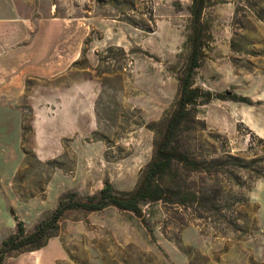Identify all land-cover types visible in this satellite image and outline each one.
<instances>
[{"label":"rangeland","instance_id":"rangeland-1","mask_svg":"<svg viewBox=\"0 0 264 264\" xmlns=\"http://www.w3.org/2000/svg\"><path fill=\"white\" fill-rule=\"evenodd\" d=\"M191 1L18 0L38 24L37 48L53 39L70 57L53 78L13 81V110L0 112L11 119L0 121V246L16 232L12 211L30 234L71 193L135 188L188 71ZM202 18L210 37L192 80L213 96L180 142L233 174L179 171L198 198L143 203L141 217L68 210L43 246L1 264H264V0H207ZM52 99L67 111L41 120L35 139L31 103ZM60 130L69 135L56 139Z\"/></svg>","mask_w":264,"mask_h":264},{"label":"trees","instance_id":"trees-1","mask_svg":"<svg viewBox=\"0 0 264 264\" xmlns=\"http://www.w3.org/2000/svg\"><path fill=\"white\" fill-rule=\"evenodd\" d=\"M207 0H192L189 8L190 33L187 37L189 52L188 71L180 81V92L172 113L168 116L164 129L154 140L153 155L149 163L140 174L135 188L130 192L116 193L109 182H106L95 195L84 199H76L71 193L68 198L61 200L50 216L39 222L30 234H25L23 221L16 220V232L10 234L2 241L0 246V264L9 250H33L43 246L47 239L55 234L58 223L63 214L68 210L84 209L87 211H101L107 207L130 211L138 217L142 216L141 204L166 201H176L175 196H191L198 198V191L188 190L186 181L179 176V171L184 172H218L224 170L228 175L233 171L231 163L220 158H198L194 153H189L180 142L184 124L191 120L195 111L194 107L202 101L210 100L213 93L193 85L192 75L200 66L203 57V48L209 40V33L203 27L202 13ZM235 101L250 102L247 96L233 94ZM228 158L236 159L232 155ZM251 172L261 175V170L251 169Z\"/></svg>","mask_w":264,"mask_h":264},{"label":"crops","instance_id":"crops-1","mask_svg":"<svg viewBox=\"0 0 264 264\" xmlns=\"http://www.w3.org/2000/svg\"><path fill=\"white\" fill-rule=\"evenodd\" d=\"M49 16L48 20L54 21L52 14ZM37 26L34 19L28 18L25 7L18 0H0V112L13 110V81L20 85V82L25 83L30 77L53 78L59 73V64L67 62L70 57L61 54L53 39L51 44L37 48L34 39L30 40L38 29ZM75 58L74 55L69 61L72 62ZM50 102L53 105L45 107L31 103L35 139L39 136L41 120H62L64 111H67V106L61 101L52 99ZM48 112L54 114L49 115ZM0 121L4 128L7 125L10 127L11 119L7 115ZM56 135V139H61L69 135V132L60 130Z\"/></svg>","mask_w":264,"mask_h":264},{"label":"water","instance_id":"water-1","mask_svg":"<svg viewBox=\"0 0 264 264\" xmlns=\"http://www.w3.org/2000/svg\"><path fill=\"white\" fill-rule=\"evenodd\" d=\"M226 93L228 94L229 92H228V91H226Z\"/></svg>","mask_w":264,"mask_h":264}]
</instances>
